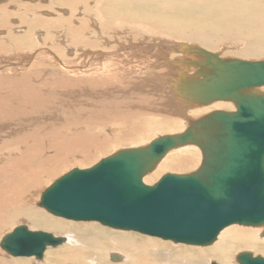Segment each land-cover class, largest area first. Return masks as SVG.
Returning <instances> with one entry per match:
<instances>
[{
	"label": "water",
	"instance_id": "water-1",
	"mask_svg": "<svg viewBox=\"0 0 264 264\" xmlns=\"http://www.w3.org/2000/svg\"><path fill=\"white\" fill-rule=\"evenodd\" d=\"M196 50L204 60L192 61L197 70L188 78L179 74L177 93L202 105L231 101L234 111H211L191 120L181 133L120 149L84 169L73 168L43 191L39 205L66 219L189 245L212 243L230 224L264 227V92L259 90L264 59H222ZM185 144L201 150L197 169L164 173L151 185L143 181L170 149ZM63 240L18 225L3 235L0 248L13 257L41 259L46 247ZM237 261L264 264V257L241 252Z\"/></svg>",
	"mask_w": 264,
	"mask_h": 264
},
{
	"label": "bare ground",
	"instance_id": "bare-ground-1",
	"mask_svg": "<svg viewBox=\"0 0 264 264\" xmlns=\"http://www.w3.org/2000/svg\"><path fill=\"white\" fill-rule=\"evenodd\" d=\"M26 1L29 2L27 3ZM45 1L47 0H0V24L1 22L4 21V19L7 20L11 15H14V17H17V21H18L17 23L26 26V28H24V32L26 31L27 34L30 33L31 35L34 34V36H36L42 33L38 31H34V29L30 31L31 30L30 28L32 27L29 26L30 24L35 25V23H38L39 26L41 25L43 26L44 23L46 24L51 23L54 26L63 23L64 22L63 19L66 18H60L59 15L58 17L55 16L56 18H53L52 16H51L52 18L49 19L44 18L45 15H50V12H46V10L45 11L40 10V4ZM49 1L52 2L51 7L55 5L57 6L67 5L68 7L75 6L73 3V1L75 0H49ZM76 1L78 2V5L81 2L80 0L79 1L76 0ZM121 1L122 0H114L111 4L116 5L118 7L127 5L126 7L134 6L141 8L143 6L145 7L148 6L152 8L150 10L148 9L139 12L137 10H129L126 8H125L126 12H124L123 10L119 11V9L116 11L114 8H111V11H108L107 13L106 18L108 20H110V18L113 20H117V19L123 20L128 24L131 23L133 25L130 26L132 30L133 27L143 28L144 30H148L152 34L151 36L155 37L157 35L160 36L161 38L162 37H165L166 39L168 38V40L165 41V43H161L157 45L159 48L161 47L162 53L164 55L162 58V65H163L162 71L164 74L165 73L168 74V72L171 71V69L173 70L175 69V67H179L182 65L185 66V68L186 67L195 68V65L192 64L193 60L195 59L204 60V57H202V55L199 54V52H197L196 50L197 47L207 52H210L211 54H216L218 58H222V59L224 58H238L243 60L264 59V3H263L264 0H132L135 1L133 5L132 3H130L131 0H123L122 3ZM95 3L96 5L100 4L99 2H95ZM186 8H188V10H192V12L188 13V15L181 14L180 12H183L184 10H186ZM86 9L87 11H84L85 13L89 11L88 8ZM179 9L181 10L180 12ZM169 10H174V14L167 15V11ZM144 14H149L153 16L152 20L149 23H145L144 19L139 18L141 16H145ZM100 16L101 14L99 15V17ZM96 17L98 16L96 15ZM39 19L43 21L39 23L40 21ZM67 20L68 19H66V23H68ZM69 21L70 24L67 25V28L70 27L69 30L73 31L72 33H75L74 31L79 29L80 27L78 25L76 27V24L80 23V21H77V23H75L74 20L73 21L69 20ZM71 22H73V24H71ZM5 23L7 22L5 21ZM1 25L4 26L5 32L11 30L10 27H5L4 24ZM94 25H99V24L95 23ZM61 26L63 27L64 25ZM17 29L20 30V27L19 28L17 27L16 30ZM22 30L23 29H21L20 31ZM69 30H67L66 32L67 34ZM88 36H90V34ZM85 40L87 41L88 39ZM85 40L83 42H85ZM90 43H92L91 40ZM94 43H98V41H94ZM226 43L227 46H225ZM227 48L232 49L233 51L230 52L229 50H226ZM248 57H254V58H248ZM36 61L38 63V60ZM137 63L141 64V61L137 60ZM111 65L112 62L110 66ZM105 67L103 65L101 69L103 70ZM36 70H34V72L36 73L40 72ZM109 70L112 69H108L107 71ZM49 72L50 71L45 70V73H47L48 75L50 74ZM53 74L54 76L52 77ZM52 75L46 77L47 79L44 80L45 83H48L47 81H50L52 84H55L59 86V88H62L63 89L62 91L66 90L64 89V87L74 85L75 80L73 81H68V79L65 80L61 78L59 75L55 76L56 75L55 73H52ZM171 76H175V75H171ZM183 77L185 76L183 75ZM23 78L25 79V74ZM86 79L87 78L81 79V82L85 83ZM21 81L24 84L26 80L8 79L5 82L7 84H13V83H21ZM98 85L101 86V84ZM1 89H3V87ZM4 89L6 90L7 94H11V91L13 90V89L10 90L11 88L7 90L6 87ZM139 89H142L141 85ZM163 90H165L166 92L165 94L168 93L166 88H164ZM259 90L261 92H264V86L260 87ZM177 92L178 91H176L175 89L172 90L171 93L172 100L170 99V97L169 98L167 97L168 100L166 102L163 101L166 103L167 106L164 107L162 110L159 109L157 111L156 110L150 111V109L148 108L149 111L148 112L146 111L148 114L154 112L155 115L158 114L160 115V117L155 116L154 114H149L148 118L145 119L141 116L146 115L147 113H142L144 111H139V109H136L137 112L136 114H134L135 117L137 115H141V116L136 117L137 121L132 122L131 124H126L125 121H123V126L125 123L127 128L130 129L127 132H123V134H119L116 137V139L119 141H123V143L127 142L134 145V143L136 144L138 143L137 140L139 136L144 134V132L145 133L147 132L146 129L150 130V129L158 128V130L179 133L182 130V125H181L182 121L188 120L190 122L191 120L197 119L214 110H224V111L235 110V105L231 101H213L207 105L189 103L185 101ZM26 96H28V93H26ZM29 96H30L29 100L33 98L36 100V102H37V98L39 100H42L39 93L35 92V89L29 92ZM75 97L73 98L74 100H76ZM20 100L21 99H19V101ZM19 101H17L16 106L21 107L22 103L18 104ZM74 104L76 103L74 102ZM6 105L9 106V109L11 107H14L11 105L9 101L8 104ZM6 105H4V107ZM5 109H7V111L10 112L8 107H6ZM182 112L184 113L181 116ZM156 117H159L158 119L162 121L156 120ZM1 119L2 117H0V120ZM6 120L7 119L4 118L0 121V142H6L2 140L8 139V137H10L9 133L6 132V130H2V128H6L9 126V123ZM155 120L158 122H155ZM43 125L46 126V123H43ZM20 127H24V126L20 125L18 127L19 129H22ZM78 135L80 136L82 134L79 133ZM97 136H93L96 137V141L98 139ZM64 138L68 139L66 137ZM72 140H73L72 143H74V149L78 145H80V148L84 146L83 142L84 144H86L87 147L90 143L89 139L86 140H84V138L79 139L78 136L76 138L73 137ZM25 142L29 144L28 141ZM97 143L98 146L101 147L102 141L100 138ZM102 146L104 145L102 144ZM140 146L136 145V147H140ZM42 147L43 146H41L40 149H42ZM28 148L30 150V146H28ZM12 152H15L14 147ZM62 153H63L62 151L57 150V153L54 155V157L50 156V158H47L46 161H44L43 163L42 161H33V163H35L36 166H33L32 164L28 163V161H26L28 155L27 156L25 155L26 157L22 156L20 159H9L7 161L5 160V162L4 161L0 162V230L3 229V227L6 226L10 227V225H12V227H10V230L8 231L10 232L15 226L25 225L29 230H42L45 232H52L54 236L64 237V240L59 245L54 247H46L41 259H36L33 256H31L33 258L29 257L24 259L13 257L8 255L5 251H3L0 248V264H206V261L208 259L212 260V261L210 260L208 264H239L237 261V255L239 252L241 253V251L249 252L251 253L252 256L259 255L264 257V235H263L264 227L263 226H244V225H239L237 223L230 224L224 227L216 235L215 240L212 243H210L208 246L198 249L193 247H188V249L184 247L182 249V247L179 246H175L171 248L167 242H162L161 240H157L152 237H148V236L140 237L138 235L126 232L128 230L114 229L111 227L108 228V226L106 227L102 224H97L95 221H83L82 223H73V222H79V220L76 221V220L68 219L67 221L69 222L60 220L61 219L60 216H55L49 213L47 210H45L43 206H40L39 201L43 191L46 188H48L46 187L42 191V188L40 187L44 178L46 180L48 177L51 176V175L48 176L47 169L52 167L53 161H55L56 159L61 158L60 160H63L64 158H66V156H64ZM198 153L201 154L200 148L196 145H191V144H187V145L185 144L170 149L165 154V156L159 161V163L156 165L154 170L143 177V181L145 183L151 181L152 178L158 172L159 168L161 167L162 169H167V170L169 169L170 171L178 170L179 172L182 173V171H184L183 169L190 168L191 166L190 161L201 162L202 154L201 156L197 157ZM41 154L36 155V158H39ZM88 159L89 156L87 157V160ZM84 160H86V158H84ZM79 169H84V168H79ZM56 179L52 180L51 183H53ZM47 181L48 179L46 180V182ZM108 229H111L112 231ZM2 237H0V240ZM110 250L116 252H112ZM106 255H107V262L109 263L106 262ZM111 256H116L117 260H112Z\"/></svg>",
	"mask_w": 264,
	"mask_h": 264
},
{
	"label": "rangeland",
	"instance_id": "rangeland-1",
	"mask_svg": "<svg viewBox=\"0 0 264 264\" xmlns=\"http://www.w3.org/2000/svg\"><path fill=\"white\" fill-rule=\"evenodd\" d=\"M80 1L81 2L79 3V5L76 0L73 1L75 5L73 7L70 6L68 7L67 5H58V6L55 5L51 7L52 2L49 0L41 3L40 10L43 11L46 10V12H50V15L44 16L45 19L46 18L49 19L52 17L56 18L59 15L60 18L68 19L67 20L68 23H66V19H63L64 21L63 23L54 26L51 23L50 24L44 23L43 26L42 25L39 26L38 23H35V25L30 24L29 26L30 27L32 26L30 28L31 29L30 31L34 29V31H38L42 33L36 36H34V34L31 35L30 33L27 34L26 31L24 32V28H26V26L17 23L18 22L17 17H14V15H11L7 20L4 19V21L1 22V24H4L5 27H10L11 28L10 31L5 32L4 26L0 24V44H1L0 45V49H1L0 50V94H1L0 117H2V119L4 118L7 119L6 121L9 123V126L6 128H2V130H6V132H8L10 136L8 137V139L2 140L6 142H0V162L3 161L5 162V160L7 161L9 159H20L22 156L26 157L28 155L26 161H28V163L32 164L33 166H36V164L33 163V161H42L43 163L44 161H46L47 158H50V156L54 157V155L57 153V150L62 151L63 152L62 154L66 156V158H64L63 160H60L61 158L56 159L55 161H53L52 167L47 169L48 176L49 175L51 176L47 178L48 179L47 182H46L47 179L45 180L44 178L40 186L42 188V191L46 187H49L52 180L62 176L64 173L68 172L72 168H87L97 163L100 159L107 157L120 149L136 147V145L144 146L148 144L152 139H155L159 136L167 135V134H177L176 132L163 131V130H158V128H154L150 130L146 129L147 132L146 133L144 132V134H142L143 136L140 135L137 140L138 143L137 144L134 143V145L127 142L123 143V141H119L116 139V137L119 134H123V132H127L130 129L127 128L125 123L131 124L132 122H136L137 121L136 117L141 116V115H137L135 117L134 114H136L137 112L136 109H139V111H144L142 113H147L149 111L148 108L150 109V111H155V110L157 111L159 109L162 110L164 107L167 106L165 103L168 100L167 97L168 98L170 97V99L172 100L171 97L172 90L175 89L177 91L178 86L181 83L179 74L184 75L185 78H188L197 69V67L185 68V66L183 65L182 66L177 65L179 67H175V69L173 70L171 69V71H169L168 74L167 73L164 74L162 71V66H163L162 58L164 55L162 53L161 47L159 48L157 45L161 43H165V41H167L168 38L167 39L165 37L161 38L160 36L157 35L155 37L151 36L152 34L148 30H144L143 28L133 27L132 30L130 28V26H133L131 23L128 24L123 20H119V19L113 20L111 18L110 20H108L106 18L107 13L108 11H111V8H114L116 11L119 9V11L123 10L124 12H126V9H129V10H137L139 12L148 9L150 10L152 9L151 7L148 6L146 7L143 6L141 8L134 6L126 7L127 5L118 7L116 5L111 4L114 0H101V1L80 0ZM26 2L28 3L29 1ZM95 2H99L100 4L96 5ZM130 3H132L133 5L135 1L131 0ZM84 7L88 8L89 11L85 13L84 11H87V9ZM180 11L181 10L179 9V12ZM191 12L192 10H188V8H186V10L180 13L183 15H188V13ZM99 13L101 14L100 17H99L100 15ZM80 14L82 15V17ZM171 14H174V10L167 11V15H171ZM96 15L98 17H96ZM144 15L145 16H141L139 18L144 19L145 23H149L153 18L152 15L149 14H144ZM39 20H40L39 23L43 21L41 19ZM69 20L72 21L74 20L75 23H77V21H80V23L76 24V27L77 25L80 27L79 29L74 31L75 33H72L73 31L69 30L70 27L67 28V25L70 24ZM5 21L7 23H5ZM95 23L99 25H94ZM71 24H73V22H71ZM61 25L64 26L62 27ZM17 27L18 28L20 27V30L21 29L23 30L22 31L18 29L16 30ZM67 30H69L68 34L66 33ZM89 34L90 36H88ZM41 37L43 38V40ZM77 38H79L80 40ZM85 39L88 40L86 41ZM84 40L85 42H83ZM90 40L92 41V43H90ZM94 41H98V43H94ZM225 46H227V43L225 44ZM226 50H229L230 52L233 51L232 49L229 48H227ZM73 57L75 58V60ZM248 58H254V57H248ZM36 60H38V63ZM137 60L141 61V64H138ZM111 62L112 65L110 66ZM103 65L104 67L105 66L106 67L102 70L101 67H103ZM108 69H112V70L107 71ZM34 70L40 72L36 73L34 72ZM45 70L50 71L49 72L50 74L48 75L47 73H45ZM52 73H55L56 74L55 76L59 75L61 78L65 80L68 79V81L75 80L74 85L64 87V89H66L65 92L62 91L63 90L62 88H59V86L52 84L50 81H47L48 83H45L44 80L47 79L46 77L52 75ZM24 74H25V79L23 78ZM171 75H175V76H171ZM53 76L54 74L52 75V77ZM80 78L81 79L87 78L85 80L86 82L82 83ZM8 79H15V80L23 79L26 80L25 81L26 84L25 83L23 84L22 81L21 83L7 84L5 81ZM98 84H101V86ZM161 84L163 85V87ZM140 85L142 89H139ZM2 87L3 89H1ZM5 87L7 90L9 88H11L10 90L13 89L11 91V94H7L6 90L4 89ZM164 88H166L168 92L167 94H165L166 92L165 90H163ZM34 89L35 92L39 93L42 100H39L37 98V102H36V100L33 97H32L33 99L29 100L30 98L29 92L33 91ZM26 93H28V96H26ZM74 97L76 100L73 99ZM19 99L21 100L19 101ZM8 101L11 103L12 106H14L10 108L11 110L9 109V106L6 105L8 104ZM17 101H19L18 104L22 103L23 107L16 106ZM73 101L77 105L74 104ZM4 105L6 106L4 107ZM6 107H8L10 112H8L7 109H5ZM183 113L184 112L181 113V116ZM149 114H154V112ZM149 114L147 113L146 115H143L141 117L146 119L148 118ZM155 116L160 117V115L158 114ZM159 117H156V120L159 121L160 120L158 119ZM156 120L155 122H158ZM123 121H125L124 126H123ZM43 123H46V126L43 125ZM188 123H189L188 120L181 122L182 130L179 133L185 130ZM20 125H23L24 127H20L22 129H19L18 127ZM77 133L78 134L81 133L82 135L79 136ZM77 136L79 137V139L80 138L81 139L84 138V140L89 139L90 143L89 145L87 144L88 147L83 142L84 146L80 148V145H78L77 146L78 149L77 147H75L74 149V143H72L73 142L72 139L73 137L76 138ZM93 136H97L98 138L97 141H96V137ZM64 137L68 139H65ZM99 138L101 139L102 144L104 146H102V144L101 147L98 146L97 142L99 141ZM25 141H28L29 144H27ZM28 146H30V150ZM41 146H43L42 149H40ZM13 147L15 152H12ZM40 154L41 156L39 158H36V155H40ZM87 155L89 156L88 160H87L88 157ZM199 156H201L200 153H198L197 157ZM84 158H86V160H84ZM190 162H191L190 168L189 169L185 168L183 169L184 171L180 170L182 171V173L179 172L178 170L170 171L169 169L168 170L162 169L161 167L159 168L156 175L152 178V180L146 183L150 185L153 184L164 173L167 172L176 173V174L189 173L197 169L196 167L200 165V161H190ZM60 220L69 222L67 221L68 219L62 217ZM82 222L83 221L73 222V223H82ZM96 223L100 224L98 222ZM8 227L9 226L3 227V229L0 230L1 233L0 237H2V235L5 234V232L7 233L10 230V227H12V225H10L9 228ZM126 232L138 235L140 237L148 236L155 238L157 240H161L162 242H167L171 248L175 246H179L182 247V249L184 247H186L187 249L188 247H193L198 249L209 245L208 244V245L200 246V245H189L184 243H175L170 240L161 239L156 236H150L132 230H128ZM112 252H116V251H112ZM18 258L24 259L29 257H18ZM210 260L211 259H208L206 261V264H208ZM106 262H107V255H106Z\"/></svg>",
	"mask_w": 264,
	"mask_h": 264
}]
</instances>
